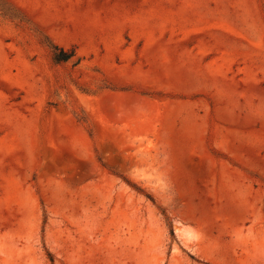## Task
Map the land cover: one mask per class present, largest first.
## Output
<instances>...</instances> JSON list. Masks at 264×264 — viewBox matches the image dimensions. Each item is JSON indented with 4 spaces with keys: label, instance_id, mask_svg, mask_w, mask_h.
Masks as SVG:
<instances>
[{
    "label": "rangeland",
    "instance_id": "1",
    "mask_svg": "<svg viewBox=\"0 0 264 264\" xmlns=\"http://www.w3.org/2000/svg\"><path fill=\"white\" fill-rule=\"evenodd\" d=\"M0 264H264V0H0Z\"/></svg>",
    "mask_w": 264,
    "mask_h": 264
}]
</instances>
